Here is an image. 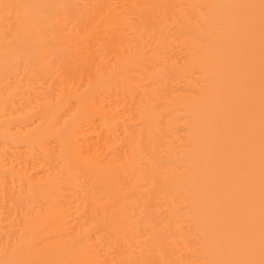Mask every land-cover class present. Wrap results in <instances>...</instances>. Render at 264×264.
<instances>
[{
	"label": "bare ground",
	"instance_id": "1",
	"mask_svg": "<svg viewBox=\"0 0 264 264\" xmlns=\"http://www.w3.org/2000/svg\"><path fill=\"white\" fill-rule=\"evenodd\" d=\"M0 264H264V0H0Z\"/></svg>",
	"mask_w": 264,
	"mask_h": 264
}]
</instances>
